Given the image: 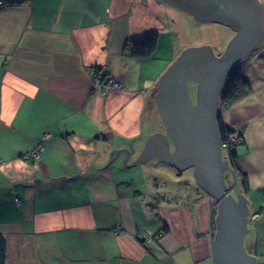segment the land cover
Instances as JSON below:
<instances>
[{
  "label": "crops",
  "instance_id": "1",
  "mask_svg": "<svg viewBox=\"0 0 264 264\" xmlns=\"http://www.w3.org/2000/svg\"><path fill=\"white\" fill-rule=\"evenodd\" d=\"M256 1L264 14V0ZM150 33L159 36L155 53L131 56L128 44ZM234 35L232 27L163 0L1 4L4 264H213L217 201L195 175L157 159L133 168L124 161L134 163L149 136L165 132L156 104L163 74L187 47L220 56ZM165 45L169 57L159 53ZM153 64V71L161 64L157 77H149ZM96 68L119 86L95 83ZM242 69L250 95L222 116L244 138L234 149L249 177V217L257 222L251 189L262 184H251V170L264 159V41ZM40 146L38 157H28ZM249 240V253L264 260L259 238Z\"/></svg>",
  "mask_w": 264,
  "mask_h": 264
},
{
  "label": "water",
  "instance_id": "2",
  "mask_svg": "<svg viewBox=\"0 0 264 264\" xmlns=\"http://www.w3.org/2000/svg\"><path fill=\"white\" fill-rule=\"evenodd\" d=\"M201 21L235 31L220 56L210 47L184 51L159 81L156 103L165 132L153 133L128 166L157 159L182 171L194 169L198 186L217 201L213 264H258L244 245L249 233L248 199L233 197L225 180L230 163L222 153L217 124L220 96L232 70L249 61L264 41V14L256 0H163ZM196 84V101L189 81Z\"/></svg>",
  "mask_w": 264,
  "mask_h": 264
},
{
  "label": "trees",
  "instance_id": "3",
  "mask_svg": "<svg viewBox=\"0 0 264 264\" xmlns=\"http://www.w3.org/2000/svg\"><path fill=\"white\" fill-rule=\"evenodd\" d=\"M28 0H0V5H22L26 3ZM159 42V36L157 33H150L145 35L139 41H133L128 44V52L131 56L138 59H148L150 58L156 51ZM243 65L240 67H236L232 70L230 76L225 82L224 89L222 90L220 100V110L221 116L217 118V124L221 136L222 146L225 142H228V139L231 135L238 134L240 143H236L229 148V155L226 159L230 163V169L239 173L240 176V189L236 190V195L241 194L246 196V194L250 191L249 177L248 174L242 169V167L237 162L238 154L234 148L239 147V145L244 144V138L241 133L233 132L228 127L225 126L223 121L222 112L224 111V107L229 108L239 101L250 95L251 89L250 85L245 78L242 69ZM93 81L95 83L100 84L101 86L107 85V74L104 70L100 68H96L92 72ZM229 169V170H230ZM232 189V188H231ZM232 191V190H231ZM5 249H6V241L3 235L0 234V264H4L5 261ZM259 264H264V260L260 259Z\"/></svg>",
  "mask_w": 264,
  "mask_h": 264
},
{
  "label": "rangeland",
  "instance_id": "4",
  "mask_svg": "<svg viewBox=\"0 0 264 264\" xmlns=\"http://www.w3.org/2000/svg\"><path fill=\"white\" fill-rule=\"evenodd\" d=\"M161 37H160V41H162V38ZM207 42H211V39H208ZM194 46H196V45H193L191 47H187V49H185L184 51L189 50V49H196L197 47H194ZM159 53L161 55H163L164 57H169L170 56V53H171L170 46L169 45H165L164 47L159 48ZM154 65L155 64H153L152 67H151V69H149V77H157V76H159V74H162L161 73L162 70H160L161 64L158 65L156 67V69L153 71V68H155ZM191 92H192L193 98H195V100H196V91L194 90V87L193 86H191ZM221 103L222 102L220 100V104ZM159 124H160V128H162L161 120H160V123ZM240 147H242V146L239 145V148ZM222 153H223V156L224 157H228V155H229V151L226 150V149H223ZM249 160L251 161V159H249ZM248 164H252V163H248ZM252 167H253V169L251 170V172L253 174L252 175L253 180H252V183L251 184L252 185L262 184V185H257L255 187H253V189H251L254 192V196L251 198V200L254 202V204L251 205V207L254 206V208H255V209H253L252 212H259L260 215H259V220L257 222L251 221V219L249 217V222H248V230H249V233L245 237L244 245H245L246 251L249 253V251H248V250H250L249 249V246H248L249 245L248 243L250 241L249 240V236L254 237V235H255V237L257 236L259 238V244H258L259 252H261L262 254H264L263 253L264 252V159L258 161L255 164V166H254V163H253L252 164ZM151 168L153 169V170L151 169V171L154 174L155 173V169H154L153 166ZM158 172L159 173L161 172L163 174L165 173L162 169L158 170ZM181 173H184L185 176L190 175V174H193L194 175V169L193 168H190L188 170L182 171ZM177 175H180V174L177 172ZM225 180H226V183L228 184V186L230 188H232L231 193H232L233 197L236 198V200H238L237 199V195H236V190L240 189V186H241L239 173H237L234 170L233 171H227L225 173ZM152 184H153V181H152ZM152 187L153 188L155 187L154 184L152 185ZM168 187L169 188H172L173 186L170 185ZM246 198L248 199V197H246ZM252 201H251V203H253ZM249 210H251V209L249 208ZM253 219H255V218L253 217ZM260 254L257 255V256H259L260 258H262L260 256ZM257 262L259 264V260L258 259H257Z\"/></svg>",
  "mask_w": 264,
  "mask_h": 264
},
{
  "label": "built area",
  "instance_id": "5",
  "mask_svg": "<svg viewBox=\"0 0 264 264\" xmlns=\"http://www.w3.org/2000/svg\"><path fill=\"white\" fill-rule=\"evenodd\" d=\"M119 86V84L117 82H115L114 80H108L107 81V85L105 86L107 89H116ZM225 110V107H224ZM240 139L238 134H234L231 135L230 138L228 139V142H225V144L222 146V149H226L229 151V148L232 147V145L236 144V143H240ZM42 146H40L39 149H36L34 151H32L31 153L28 154V157L30 158H34V157H38L39 156V150L41 149Z\"/></svg>",
  "mask_w": 264,
  "mask_h": 264
},
{
  "label": "flooded vegetation",
  "instance_id": "6",
  "mask_svg": "<svg viewBox=\"0 0 264 264\" xmlns=\"http://www.w3.org/2000/svg\"><path fill=\"white\" fill-rule=\"evenodd\" d=\"M234 37V36H233ZM232 37V38H233ZM230 42V41H229ZM189 85H190V96H191V98L193 99V101L195 102L196 100H195V98H193V95H192V92H191V86L192 85H194V81L193 80H190L189 81ZM194 87V86H193ZM157 104V103H156ZM157 108H158V106H157ZM158 112H159V114H160V111H159V108H158Z\"/></svg>",
  "mask_w": 264,
  "mask_h": 264
},
{
  "label": "clouds",
  "instance_id": "7",
  "mask_svg": "<svg viewBox=\"0 0 264 264\" xmlns=\"http://www.w3.org/2000/svg\"><path fill=\"white\" fill-rule=\"evenodd\" d=\"M223 150V149H222ZM225 159H226V157H225ZM227 160V159H226Z\"/></svg>",
  "mask_w": 264,
  "mask_h": 264
}]
</instances>
